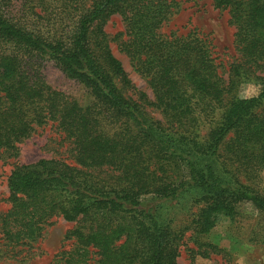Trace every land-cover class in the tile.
Masks as SVG:
<instances>
[{"label": "trees", "instance_id": "16d2710c", "mask_svg": "<svg viewBox=\"0 0 264 264\" xmlns=\"http://www.w3.org/2000/svg\"><path fill=\"white\" fill-rule=\"evenodd\" d=\"M177 1L52 0L59 26L45 31L15 19L0 0V149L15 152L36 127L54 122L75 161L42 158L10 171V206L0 216L5 244L30 246L60 217L76 221L64 236L72 242L49 264H177L181 231L164 215L167 204H204L192 221L196 237L220 217L236 221L241 204L264 217V195L248 183L264 170V76L255 75L264 69V0H211L234 28L238 57L227 70L197 31L160 32ZM114 14L123 30L110 36L104 26ZM112 40L146 79L149 103L125 92L131 85ZM45 61L82 84L90 100L51 87L40 72ZM251 80L257 93L241 96ZM196 111L217 115L202 137L188 132ZM208 250L191 252L220 249Z\"/></svg>", "mask_w": 264, "mask_h": 264}, {"label": "rangeland", "instance_id": "374dc122", "mask_svg": "<svg viewBox=\"0 0 264 264\" xmlns=\"http://www.w3.org/2000/svg\"><path fill=\"white\" fill-rule=\"evenodd\" d=\"M31 1L33 0H7L11 15L15 19L31 20L45 31H53L54 27L59 26L52 17V0H45L44 4H38L37 0H34L33 9H29L33 4ZM173 10L172 15L163 22L160 32L181 34L189 30L197 31L210 40L213 56L216 57L217 62H221V68L227 70L238 57V53L233 43L234 28L228 24L226 12L216 9L211 0H178ZM33 12L39 13L40 17ZM104 30L110 36L122 31L121 18L117 14L111 16ZM110 49L120 60L130 82L131 88L125 92L132 94L134 98L144 94L145 103L152 101L153 93L146 79L134 71L129 58L119 50L113 40L110 42ZM40 72L51 87L62 91L79 103L85 104L90 100L87 89L77 81L66 77L54 62H43ZM255 75L264 76V69L255 72ZM226 76L225 73L224 77ZM258 88L259 86L251 80L243 82L238 90L241 96H250L256 94ZM145 106L146 112L152 118L162 119L160 112L153 105ZM261 107L264 108V100ZM200 113L196 111V122L189 127L188 132L202 137L215 124L214 119L217 115L211 113L209 115L212 118H210L203 116V112ZM16 147L15 152L10 149H0V216L10 206L7 201L6 181L15 166L31 164L42 158L75 164L72 144L54 122L36 127L31 135ZM251 179L248 183L251 181V185L264 195V170L259 173L257 179ZM203 205L202 202L195 203L186 198L165 206L164 215L171 226L181 231L177 264H264V217H261L250 204H241L238 209L240 215L236 221L232 222L226 217H220L208 233L196 237L192 221ZM75 224L76 221L68 222L60 217L52 218L44 226L41 236L30 246L11 247L5 244L0 236V264H49L56 254L66 249L72 242L64 239V236ZM208 244L215 245L220 250L209 252L207 256L191 252V249L197 248L200 251H209Z\"/></svg>", "mask_w": 264, "mask_h": 264}]
</instances>
